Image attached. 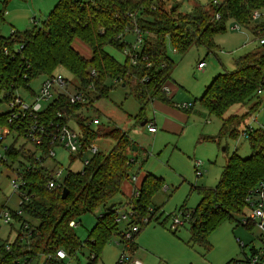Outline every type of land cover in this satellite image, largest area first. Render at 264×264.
Masks as SVG:
<instances>
[{
  "label": "trees",
  "instance_id": "1",
  "mask_svg": "<svg viewBox=\"0 0 264 264\" xmlns=\"http://www.w3.org/2000/svg\"><path fill=\"white\" fill-rule=\"evenodd\" d=\"M217 1L213 4L212 0H206L203 5L196 4L189 12H182L177 4L174 8L173 5L166 8L162 0H58L42 21L22 32L15 30L7 36L0 34V105L7 106L18 90H25L33 96L35 90L30 84L34 79L62 68L77 79L78 88L84 91L85 96L94 91L96 98L107 97L114 84L128 85L139 105V113L134 117L136 122L141 120L147 105L155 100L177 107L172 101L173 95L163 90L164 86L172 83L170 76L174 65L166 52V39L178 53H184L193 44H202L209 53L218 49L214 38L224 32L226 24L231 21L248 29L253 22L263 30L264 18L252 21L250 14L264 9V0ZM215 13L219 14L218 19H215ZM134 27L142 32L136 63L132 64L127 57L119 62L106 52V48L121 52L127 41L119 36L126 37ZM255 30L250 29L257 39L264 34L257 27ZM75 41L90 49L88 57L73 46ZM19 46L20 51L16 52L15 48ZM234 64L233 71L214 77L198 100V105L208 116L221 121L219 132L204 139L218 142L228 136L236 140L239 134L244 133L250 153L241 158L234 150L222 167L216 185L200 188L197 205L190 211L181 210V214L189 215L185 220L189 223V242L206 248L213 230L243 214L245 196L264 176V125L256 128L247 125L241 134L235 128L240 121L236 114L225 117L234 105L243 106L252 100H255V106L260 104L256 94L258 90L264 91V45L241 55ZM86 104L85 99L83 103L74 104L67 96L59 95L46 104L39 121L56 120V113L61 112L65 115V122L71 120L76 125L84 145L92 143L97 136L111 139L113 145L107 152L93 154L81 170L66 177L61 188L51 190L46 188L48 178L41 162L34 159L35 154L41 155L40 152L46 155L50 147L48 140L43 138L41 143L24 145L18 139L23 134L22 126L7 121L8 110L0 113V126L8 129L5 136L0 135V147L4 150L0 162L14 172L17 166L23 165V160L31 166L21 175L30 200L22 202L19 207L34 222L18 218L27 222L30 234L22 243L19 236L10 242V254L19 259L17 264H30L39 256L44 257L41 264H65V260L76 255L82 247L87 250L85 264H100V254L113 236L120 238L124 244L123 251L132 255L136 250V236L144 227L143 218L148 223L157 222L162 215L160 207L152 203V198L163 188L164 182L148 173L137 186V197L131 193L130 197L114 201L122 192L123 183L132 175L129 161L133 142L119 127L102 130L98 127L100 124L91 125L92 116L80 113ZM148 122L150 120L146 124ZM15 130L17 134H13ZM9 134L15 139L5 144ZM133 175L137 177V174ZM63 187L68 189L64 199L61 198ZM111 203L114 207L106 210ZM128 204L133 214L128 222L141 225L131 239L124 238L117 220L122 207ZM99 208L102 212L96 224L81 241L74 227L79 224L82 214ZM168 217L162 219V223ZM240 219L238 223H241ZM70 222L75 226H70ZM59 249L65 252L64 259L56 257ZM119 256L116 264H119Z\"/></svg>",
  "mask_w": 264,
  "mask_h": 264
},
{
  "label": "rangeland",
  "instance_id": "2",
  "mask_svg": "<svg viewBox=\"0 0 264 264\" xmlns=\"http://www.w3.org/2000/svg\"><path fill=\"white\" fill-rule=\"evenodd\" d=\"M58 0H0V34L7 36L11 31L22 32L46 18ZM166 8L171 5H179V10L189 12L196 4H205L206 0H162ZM258 21L264 18V9ZM35 18V23L31 19ZM255 26V27H254ZM254 27V28H253ZM261 26L250 22V29ZM250 29L240 26L239 29L231 30L229 23L225 31L215 36L214 41L218 49L207 52L202 44H193L184 53L176 52L170 41L165 40L166 52L173 65L171 71V90L174 95L173 103H193L192 110L175 107L155 100L149 103L145 109L144 117L136 122L134 117L139 113V105L130 93L128 85L114 84L107 97L96 98V93L90 91L85 96L87 104L80 110L83 115H91L92 118L99 115L102 130L116 126L126 132L136 146V151L130 155L135 158L131 164V174H137L138 182L143 173H148L164 182L163 188L152 198V203L160 207L162 215L159 221L144 223V227L136 236V250L132 258L139 260L141 264H236L250 253V248L258 244L259 232L253 225L238 223L241 215L234 217L232 221H225L208 236V248L204 245L189 242V223L184 221L177 230L172 231L170 224L173 217L183 220L181 210H192L200 200L199 189L213 187L218 182L222 167L227 158L234 150L241 158L249 155V147L246 138L242 135L234 140L228 136L222 137L218 142L204 139L205 136H214L219 132L221 121L217 117L208 116L206 111L198 105V100L205 87L219 73L233 71L235 60L241 55L255 50L258 45L257 37ZM259 35V34H257ZM125 41L133 43V33H128ZM73 46L84 56L90 55V49L79 41ZM106 52L117 61L122 62L124 56L121 52L107 47ZM203 61V67H198V62ZM71 85L68 86L70 93H75L78 86L77 79L63 70ZM42 76L31 82V88L38 90L42 82ZM21 99L31 101L30 94L24 90H18ZM29 95V96H28ZM260 104H254L255 100L243 106L234 105L226 112L225 117L236 114L240 120L235 128L241 133L247 125L252 128L264 125V91L256 94ZM254 104V105H253ZM172 108L178 112L173 115L168 111ZM8 110L5 104L0 105V113ZM157 132L148 131L146 124L141 126L142 120H152ZM172 122L165 125L167 121ZM162 122L163 127H162ZM74 127V123L70 122ZM0 126V135L4 134ZM242 134V133H241ZM15 138L12 134L5 139V144L11 143ZM21 142L22 139H19ZM93 144L99 151L107 152L113 145V141L103 136H97ZM0 154L4 150L0 147ZM56 159L62 166L70 165L69 159L62 151H56ZM194 160L202 162V175L197 177L194 172ZM16 166L14 164L13 168ZM72 166L71 169H77ZM13 170L0 162V214L7 210H16L19 207L18 192H14L10 186L13 178ZM137 180L135 185H137ZM133 181L127 180L122 185V192L114 201H120L130 197L128 185ZM128 188V189H127ZM131 190V188H130ZM131 210L130 205L122 207L125 212ZM121 211V212H122ZM102 209L86 212L79 218V224L74 227L77 236L84 241L89 231L96 224ZM246 212V211H245ZM243 212V213H245ZM169 216L165 223L162 219ZM28 218V217H27ZM29 221L34 222L28 218ZM241 220V219H240ZM128 221L118 223L119 230L130 227ZM9 231V224L0 219V238L4 239ZM122 231V232H123ZM16 235L13 228L8 235L12 241ZM124 244L120 238L113 236L104 246L100 257V264H116L118 256L123 251ZM43 256L36 257L30 264H41ZM87 250L85 247L76 255L67 258L65 264H85ZM244 264V263H243Z\"/></svg>",
  "mask_w": 264,
  "mask_h": 264
},
{
  "label": "built area",
  "instance_id": "3",
  "mask_svg": "<svg viewBox=\"0 0 264 264\" xmlns=\"http://www.w3.org/2000/svg\"><path fill=\"white\" fill-rule=\"evenodd\" d=\"M217 0H212L213 4H216ZM262 16V11L254 10L250 14V19L252 21H257ZM219 18V14L215 13V19ZM31 22H35V18L31 19ZM241 25L235 21L229 23L231 30L239 29ZM134 35L133 43L127 42V45L122 49L121 53L124 58H129L132 64L136 63L138 57L137 52L140 50L142 44V32L138 27H134L132 30ZM120 38H125L123 35ZM258 45H264V34L258 38ZM21 46L16 47V52L20 51ZM149 65V63L147 64ZM203 63H198V67L201 68ZM64 69L57 68L50 75L43 76L42 82L38 90L35 91L33 96H30L31 101H26L21 99L18 95H15L13 99L7 102L8 116L7 121L13 125L22 126L23 134L19 136L18 139H22L24 145H32V142L41 143L43 138L48 140V152L46 155L35 154L34 159L41 162V166L47 173L46 188L51 190L55 188H61L64 184L66 177L71 172H76L81 170L88 162L90 157L98 152V148L92 143L84 145L82 135L78 131L76 125L74 127L70 125L71 120L65 122L63 118L65 115L61 112L56 113V120H50L47 123H41L39 121V115L44 110L46 104L51 102L53 99L59 95H64L69 98L71 103H83L85 99V93L81 88H77L75 93H70L68 91V86L71 85L69 79L63 72ZM94 74V71H91ZM92 85H90L91 87ZM163 90L166 93L170 92L169 87L164 86ZM25 91V90H24ZM26 92V91H25ZM258 94L262 92L257 91ZM29 96V95H28ZM177 107L183 109H189L192 107V103H182L177 104ZM60 120V121H57ZM93 126L100 124L99 117H94L89 122ZM147 129L151 133H155L157 128L153 122H148L146 124ZM251 128V127H250ZM4 129L5 136L8 133L7 128ZM13 134H17L16 130ZM245 134L243 133L242 136ZM56 151H62L66 157L69 159L70 165L62 166L56 159ZM2 155L0 154V159ZM135 158L131 156L130 163L134 164ZM193 168L195 175L197 177L202 175V162L199 160L193 161ZM21 166H17L16 171H13V178L10 180V186L14 192L20 194L19 204L22 202L27 203L30 200V195L28 194L25 181L22 178L24 169L28 170L29 163L22 161ZM77 166V169H71L72 166ZM15 168V167H14ZM137 177L135 175L130 176V181L135 182ZM132 195L137 197L138 191L137 186L132 189ZM244 212L241 215V223L245 225H253L259 232L258 244L250 248V253L245 255L243 260L236 261V264H264V176L258 180V182L248 191L244 198ZM13 211V212H11ZM133 216L132 210H127L125 212H119L117 218L118 221H129ZM24 217L26 220L27 216L24 215L23 211L18 207L16 210L3 211L0 214V219L5 223L9 224V231L7 232L6 238H0V264H17L19 259L13 258L11 256L12 246L10 242H14L17 236H19V242L22 243L29 236V225L24 220L18 218ZM183 220L179 217H173L172 223L170 224V229L175 231L180 225H183L184 221L187 220L189 215L187 213L182 214ZM142 223H147V219L143 218ZM70 226H75L74 222H70ZM16 229V235L12 241L8 240V235L11 230ZM141 228L140 224L132 223L129 228L123 231V236L126 239H131L132 235L139 231ZM56 257L58 259H64L66 257L65 252L62 249L56 251ZM119 264H141L139 260L133 259L131 254L123 251L118 260Z\"/></svg>",
  "mask_w": 264,
  "mask_h": 264
},
{
  "label": "crops",
  "instance_id": "4",
  "mask_svg": "<svg viewBox=\"0 0 264 264\" xmlns=\"http://www.w3.org/2000/svg\"><path fill=\"white\" fill-rule=\"evenodd\" d=\"M199 63V62H198ZM203 67V66H202ZM201 67V68H202ZM171 83L170 84H168V87H169V89H170V92H169V95L171 96V95H174V92H173V90H171ZM175 104V103H174ZM168 108V111L171 113V114H173V115H178V112L176 111V110H174L173 108H172V110H171V108H169V107H167ZM150 122H153L154 124H155V122H154V118H153V121L152 120H150ZM163 123L164 122H162V127H163ZM172 122H170V120L169 121H167L166 122V124L165 125H170ZM156 126V125H155ZM157 132V131H156ZM146 173H143L142 175H141V180H142V178L144 177V175H145ZM141 180L138 182V180H137V185L139 186V184H140V182H141ZM133 186H134V184H132V183H130V185H128V188H129V190H127V192H129L130 193V195H131V192H132V189H133ZM136 186V185H135ZM127 188V189H128ZM130 188H131V190H130ZM135 245H136V243H135ZM100 260V259H99Z\"/></svg>",
  "mask_w": 264,
  "mask_h": 264
},
{
  "label": "water",
  "instance_id": "5",
  "mask_svg": "<svg viewBox=\"0 0 264 264\" xmlns=\"http://www.w3.org/2000/svg\"><path fill=\"white\" fill-rule=\"evenodd\" d=\"M176 7V4L173 5V8ZM147 122V119H144L141 121L140 125L143 126L145 125ZM137 147L136 146H133L132 147V151H136ZM68 194V189L66 187H63L62 188V191H61V198L64 199ZM114 207V203H111L109 206L106 207V210H110Z\"/></svg>",
  "mask_w": 264,
  "mask_h": 264
}]
</instances>
